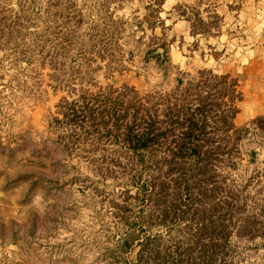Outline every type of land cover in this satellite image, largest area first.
<instances>
[{
    "label": "rangeland",
    "instance_id": "374dc122",
    "mask_svg": "<svg viewBox=\"0 0 264 264\" xmlns=\"http://www.w3.org/2000/svg\"><path fill=\"white\" fill-rule=\"evenodd\" d=\"M147 1L0 0V264H151L146 253L174 245L191 264L200 242L216 240L208 232L196 243L195 229L220 219L226 242L211 264H264V0L231 4L242 30L212 0L218 14L194 24L207 31L184 38L164 31L159 0ZM200 69L235 79L237 129L202 135L218 148L201 154L195 185H175L184 170L164 173L163 204L196 187L211 195L193 206L180 199L188 211L155 225L138 215L152 205L132 182L135 158L188 154L170 134L160 149L133 151L122 130L102 126L106 117L78 122L82 111L65 116L62 105L159 98L165 119Z\"/></svg>",
    "mask_w": 264,
    "mask_h": 264
},
{
    "label": "trees",
    "instance_id": "16d2710c",
    "mask_svg": "<svg viewBox=\"0 0 264 264\" xmlns=\"http://www.w3.org/2000/svg\"><path fill=\"white\" fill-rule=\"evenodd\" d=\"M206 79H212L213 82L207 84L205 83ZM235 86V79L229 77L227 73L215 74L208 69H200L198 70V79L194 83H188L183 88L181 93L183 96L182 102L174 101L167 106V117L165 119L159 116V98L151 101L147 100L146 102H143L139 97H136L134 102L108 98L91 102L87 100L83 102L70 100L65 105H62L63 109L61 110L65 116L69 115V117L76 110L82 111V114L80 113L81 117L76 119L82 123H89L92 115H99L101 118L106 117L105 120L100 121L102 126H107L110 131L113 129L122 130L120 133L122 132L125 136V141L133 151L160 149L166 136L168 134L172 135V147L177 152L185 151L188 154L187 157L150 160L145 159L143 156H138L135 158V162L138 163V171L131 175L132 182L138 187V192L141 195L147 194L148 201L146 200V203H151L152 205L149 212L144 213V215L141 213L138 215L144 217L149 223L160 225L165 224L169 218H178L188 211L189 207L186 206L178 209L180 207V199L187 201V203L189 202L187 206H193V204H197V202L211 195V191H208V188L198 189L202 187H196L195 193L190 194V190L183 191V195L179 193V195H174L171 198L172 204H163L166 196V191L162 187L165 183L163 180L164 173L179 169L184 170L182 175L179 174V180L173 181L175 185L189 187L196 184L194 176L198 172L204 174L207 164V158H200L201 154L205 155L212 152L211 149L218 148V145L213 146L210 139L203 138L202 135L208 132H216L217 130L227 132L237 129L232 121L236 112L233 101L238 94ZM203 91L205 93H202ZM188 95H192V97H188ZM78 107L79 109H77ZM132 107L134 109L132 113H129V109ZM95 108L97 109L96 112ZM258 119L259 117L255 118V120ZM206 127H208L207 130ZM237 136L235 135L230 142L234 148ZM182 161L187 163L182 165ZM142 170L147 173V176L140 177ZM151 187H156V189L151 191ZM184 196L186 198H183ZM198 205H194V212L192 213L200 214L196 210L199 208ZM169 207L172 209L171 213L168 212ZM175 209L178 210L175 211ZM220 220L213 223L211 221L208 231L203 223L195 229L198 234L196 243L202 241L198 237L202 238L208 232L212 233L210 235L214 236L216 240L200 242L195 255L197 261L195 263L191 261V264H211V261L218 254L217 249L225 246V231L228 223L224 222L223 219ZM176 246L174 245L171 249L167 246L161 253L153 250L155 251L154 253L148 252L146 256L147 258L150 257L151 264H183L182 261L187 262L182 255L184 252L178 250ZM151 249L150 247L149 250Z\"/></svg>",
    "mask_w": 264,
    "mask_h": 264
},
{
    "label": "crops",
    "instance_id": "0c3cea01",
    "mask_svg": "<svg viewBox=\"0 0 264 264\" xmlns=\"http://www.w3.org/2000/svg\"><path fill=\"white\" fill-rule=\"evenodd\" d=\"M147 2L154 3L153 0ZM212 0H159L154 4L158 6V14L163 20L164 31H182L181 34L188 36V31H207V29H198L194 27L195 19L200 18L202 24L207 23V18H211L218 14L216 10L217 6L209 9ZM222 5V17L224 21H229L235 26L237 25L239 30H242V8L233 9V5L242 6V0H223L220 2ZM238 3V5H237ZM205 6H201V5ZM218 5V2L216 3ZM219 5V6H220ZM240 10V11H239ZM204 14L202 15V13ZM224 13V14H223ZM224 15V16H223Z\"/></svg>",
    "mask_w": 264,
    "mask_h": 264
}]
</instances>
